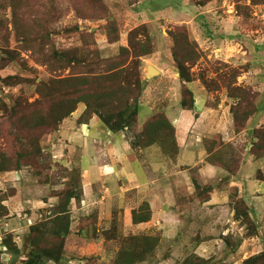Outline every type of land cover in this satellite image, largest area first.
I'll use <instances>...</instances> for the list:
<instances>
[{
	"label": "crops",
	"instance_id": "crops-1",
	"mask_svg": "<svg viewBox=\"0 0 264 264\" xmlns=\"http://www.w3.org/2000/svg\"><path fill=\"white\" fill-rule=\"evenodd\" d=\"M150 35L155 44L150 59L144 60L138 129L155 114H164L174 129L176 151L165 153L163 144L133 149L129 132L112 133L97 118L78 124L85 110L80 104L62 122L57 134L51 136L52 140L56 138L62 143L70 155L74 147L78 150L81 197L79 201H71L69 206L71 234L65 242L62 262L70 263L67 260L70 258L65 256L70 237L79 244H87L86 251L95 246L106 247L115 240L107 239L104 234H113L115 230L118 233L122 222L130 236L158 235L159 244L154 251L156 260L152 264H186L187 260L205 264H243L264 251V157L258 159L250 154L252 143L256 142L251 133L264 127V92L259 94L255 104L256 113L247 121L245 129L236 133L230 106L224 104L230 99L225 97L222 104L214 106L215 96L198 80L182 83L171 55V39L157 40L152 32ZM190 38L198 44L202 35L198 36L199 40ZM118 44L106 43L104 47L115 55ZM209 47H213L211 55L217 52L215 56L219 57V53L226 63L233 60L238 63L250 53L240 42H229L223 37L212 40ZM148 67L158 73L152 79L146 78ZM243 79L245 74L239 77V83ZM251 83L253 80H247L246 84L253 85ZM161 85H167V92L173 88L174 93L159 92ZM183 86L192 94L191 110L180 106ZM220 144L242 149L234 159L232 172L218 158ZM51 145L54 146V141ZM13 174H0V177L8 176L16 188L19 174ZM13 196L0 203L2 218H8L13 210ZM51 200V197L45 201L36 200L34 210L24 213L22 222L12 223L9 233H15L17 238L24 228L34 225L43 214L48 215L47 210L53 207L49 204ZM237 202L246 207L255 235L249 236L247 227L236 217ZM144 204L148 206L150 218L134 224L132 214L139 212ZM90 216L95 217L93 223L84 226L83 233L79 232ZM86 228H94L96 237L88 239ZM0 250L5 251L1 243ZM87 257L78 261L83 262ZM148 261L149 258L140 264H148Z\"/></svg>",
	"mask_w": 264,
	"mask_h": 264
},
{
	"label": "rangeland",
	"instance_id": "rangeland-1",
	"mask_svg": "<svg viewBox=\"0 0 264 264\" xmlns=\"http://www.w3.org/2000/svg\"><path fill=\"white\" fill-rule=\"evenodd\" d=\"M255 1L0 0V58L7 64V67L0 71V159H16L20 154V145L31 148L26 141L19 140L20 138L10 129L1 108L2 104L10 108L18 99L30 104L35 103L39 100L36 94L38 84L48 83L51 78H64L87 70L94 74L100 73L103 69L101 61L117 58L120 55V47L127 46L129 32L143 26L153 51L155 41L150 35L151 32L157 40L171 39L170 34L180 35L182 32L180 28L186 29L187 26L193 39L199 40L198 36L202 35L198 44L195 42L199 61L191 69V74L194 80L200 83L203 80L207 84V89L213 91L211 93L215 97L212 104L214 106L218 103L222 104L221 101H225V97L228 98L225 86L234 81L233 86L252 92L256 104L259 94L264 92V73H262L264 71V5L255 4ZM204 6L205 9L199 8ZM143 22L147 24L143 25ZM106 33L110 34L111 39L119 35L117 43L122 45L118 44L115 55L104 47L106 43L109 44ZM190 36L188 34L189 40H191ZM220 37L229 42H240L245 51L250 53L242 57L238 63L235 60L226 63L219 53V57L215 56L217 52L213 55L210 53L213 48L209 47L211 41ZM54 51L58 54L68 52L71 58L77 60L76 66L64 70L57 69L58 62H62L65 66L66 61L52 59ZM151 55L140 61L141 77L146 66L144 60L150 59ZM244 74L245 79L240 80L242 82L239 83V77ZM247 80H253L251 83L253 85L246 84ZM166 89L167 85L158 87L159 92H164ZM169 92L173 94V88ZM224 104L230 106L231 113L236 101L230 99ZM54 134L57 132L50 131L49 134L42 136L38 142L40 156L30 165L25 162L16 171L0 173L19 174L16 188L11 183L14 181H10L8 176L5 179L0 177V197L13 190L17 192L11 198L13 210L9 213V217L2 218L3 212L0 211V243L3 245L7 242L8 245L17 246L19 250V254L16 255L11 254L6 248L5 251L0 250V264H26L30 251L28 229L24 228V232L17 238V235L9 233V230L12 223L22 222L24 213L34 210L36 200L45 201L51 197L49 204L55 206L59 202L55 196L68 185L78 190V150L73 144L74 148L72 147L70 155L67 148H63L62 143L56 138L51 139ZM133 134L135 135V132L131 131L130 138ZM230 155L234 156L233 152ZM39 186L41 187L38 188ZM24 197L26 200H23ZM42 216L44 218L46 214ZM15 224L13 227L16 226ZM93 231L94 228H86V232L91 237L94 236ZM128 233L121 222L119 232L115 230L112 234L115 240L113 244L106 247L95 246L89 251L85 250L87 244L85 245L84 242L79 244L75 238L70 237L65 254L70 258L67 259L70 263L65 264H115L118 251L123 248L140 247L139 240L133 242V238ZM153 236L158 237L157 234ZM84 256L89 258L79 262L78 259ZM154 260L156 257L153 254L147 263L152 264ZM40 264H44V261Z\"/></svg>",
	"mask_w": 264,
	"mask_h": 264
},
{
	"label": "trees",
	"instance_id": "trees-1",
	"mask_svg": "<svg viewBox=\"0 0 264 264\" xmlns=\"http://www.w3.org/2000/svg\"><path fill=\"white\" fill-rule=\"evenodd\" d=\"M255 4L264 5V0H256ZM181 34H170L172 40L171 55L175 63L179 80L182 83L192 82L193 76L191 69L198 63L197 45L189 40L187 30L181 27ZM109 44L119 42V35L111 39L110 34L106 33ZM141 38V40H139ZM153 53L149 36L143 27L135 28L127 36V46L120 47V55L113 60L101 61L103 69L98 74L88 70L77 75L64 78H51L48 83H40L36 88L39 100L35 103H28L23 99H18L12 107L2 104L4 117L9 122L10 129L19 140L27 142L31 148L20 145L19 155L16 159H0V173H7L18 170L25 162L32 163L40 156L38 142L42 136L49 134L50 131L57 132L62 122L69 118L82 104L85 106L83 114L78 119V124L88 123L91 119L97 118L99 123L112 133L134 131L131 140L133 149H146L156 144H163L165 153L176 151V140L174 129L162 113L155 114L150 118L141 129H138V114L140 110L139 102L143 94V82L139 72L140 61ZM125 60H120L124 59ZM52 59L66 61L65 66L58 62L57 69L64 70L76 66L75 58H71L68 52L58 54L52 52ZM129 59V60H128ZM120 60V61H119ZM7 67L4 59L0 58V71ZM87 67V66H86ZM237 77V76H236ZM236 79V78H235ZM207 92V84L201 81ZM235 81L227 83L225 88L228 98L236 101L231 108L233 115L234 130L240 133L246 127L247 121L256 113L254 97L247 90L233 86ZM182 99L180 106L183 109L193 108L191 92L182 87ZM254 95V94H253ZM251 135L256 140L252 143L250 154L256 158L264 157V127L254 130ZM214 144L217 141L213 142ZM218 158L222 165L229 171H233L232 165L235 157H239L240 148L232 145H221ZM214 147V146H213ZM233 152L234 156L230 153ZM11 193L1 196L0 203L13 196ZM59 202L48 210V215L28 228V246L30 248L29 258L26 264H40L44 261L55 264L63 263L64 248L67 237L71 234V216L69 206L71 201H79L81 197L80 174L78 190L71 185L55 196ZM235 213L238 219L247 227L248 235H255V227L248 215L246 207L237 202ZM93 218L86 220L79 232L83 233L84 226L93 223ZM132 220L134 224L143 223L149 220L148 206L144 204L139 212H133ZM92 219V220H91ZM94 238L96 231H93ZM87 238H92L85 231ZM107 239L113 238L112 234H104ZM132 241L139 240V248H123L118 251L115 264H140L153 256L159 244V238L153 235L131 236ZM11 254H19L15 245L3 244ZM192 259V258H191ZM190 261V260H189ZM186 264H205L195 260ZM243 264H264V251L257 256L251 257Z\"/></svg>",
	"mask_w": 264,
	"mask_h": 264
},
{
	"label": "water",
	"instance_id": "water-1",
	"mask_svg": "<svg viewBox=\"0 0 264 264\" xmlns=\"http://www.w3.org/2000/svg\"><path fill=\"white\" fill-rule=\"evenodd\" d=\"M158 73L157 71L152 68V67H148L147 69V74H146V78L147 79H150V78H153L154 76H156Z\"/></svg>",
	"mask_w": 264,
	"mask_h": 264
}]
</instances>
